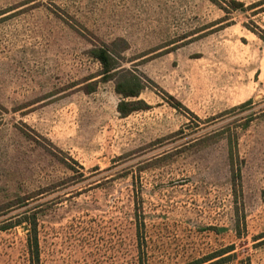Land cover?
Masks as SVG:
<instances>
[{"label": "rangeland", "instance_id": "1", "mask_svg": "<svg viewBox=\"0 0 264 264\" xmlns=\"http://www.w3.org/2000/svg\"><path fill=\"white\" fill-rule=\"evenodd\" d=\"M35 227L38 264H264V0H0V264Z\"/></svg>", "mask_w": 264, "mask_h": 264}, {"label": "trees", "instance_id": "2", "mask_svg": "<svg viewBox=\"0 0 264 264\" xmlns=\"http://www.w3.org/2000/svg\"><path fill=\"white\" fill-rule=\"evenodd\" d=\"M100 61L104 64L105 68H106V72H108V66L105 62V58L103 56H98ZM118 92H120L124 97H135L138 96L140 91L138 92H129V91H123L121 88L118 89ZM139 101H121L119 104V111L122 114V116H127L128 114H130L133 111L139 110V109H143V107L139 104ZM130 106V108H126V106ZM28 247L30 250V255L33 259V261H36L37 264L39 263V244H38V237H37V232H36V227L33 229V232L30 234L29 238H28ZM234 248L229 247L226 248L225 250H223V252H221V254H218L217 257L223 256L225 254H228L230 252L233 251ZM231 253L228 254L227 256L224 257H231ZM214 258V257H213ZM210 258V259H213ZM201 264V263H198ZM241 264H244L243 262ZM247 264H250V261L248 260Z\"/></svg>", "mask_w": 264, "mask_h": 264}]
</instances>
